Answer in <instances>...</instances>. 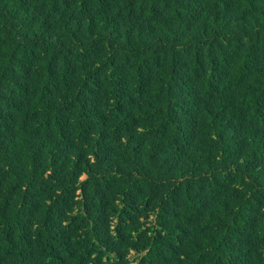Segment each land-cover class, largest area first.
Wrapping results in <instances>:
<instances>
[{"label": "trees", "instance_id": "1", "mask_svg": "<svg viewBox=\"0 0 264 264\" xmlns=\"http://www.w3.org/2000/svg\"><path fill=\"white\" fill-rule=\"evenodd\" d=\"M0 264H264V0H0Z\"/></svg>", "mask_w": 264, "mask_h": 264}]
</instances>
